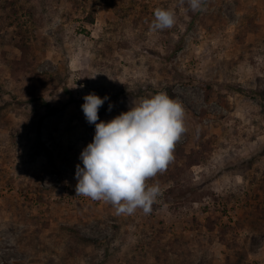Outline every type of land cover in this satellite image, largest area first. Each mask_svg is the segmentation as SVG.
<instances>
[{"label": "rangeland", "instance_id": "374dc122", "mask_svg": "<svg viewBox=\"0 0 264 264\" xmlns=\"http://www.w3.org/2000/svg\"><path fill=\"white\" fill-rule=\"evenodd\" d=\"M160 91L188 131L153 211L76 196L83 97ZM0 264H264V0H0Z\"/></svg>", "mask_w": 264, "mask_h": 264}, {"label": "clouds", "instance_id": "9594fccd", "mask_svg": "<svg viewBox=\"0 0 264 264\" xmlns=\"http://www.w3.org/2000/svg\"><path fill=\"white\" fill-rule=\"evenodd\" d=\"M184 3L180 0L181 5ZM203 3L204 0H187L193 12L202 10ZM55 23L58 21L53 26ZM175 23L173 10L158 7L150 29L163 31ZM83 100L82 111L95 132L80 153L83 166L76 165V196L108 203L117 215H132L138 209L150 214L162 189L158 182L148 181L167 170L174 161L177 142L188 131L182 103L160 91L139 98L126 112L103 121L98 112L109 97L91 92ZM112 108L109 103L108 111Z\"/></svg>", "mask_w": 264, "mask_h": 264}, {"label": "trees", "instance_id": "16d2710c", "mask_svg": "<svg viewBox=\"0 0 264 264\" xmlns=\"http://www.w3.org/2000/svg\"><path fill=\"white\" fill-rule=\"evenodd\" d=\"M92 23V22H91Z\"/></svg>", "mask_w": 264, "mask_h": 264}]
</instances>
